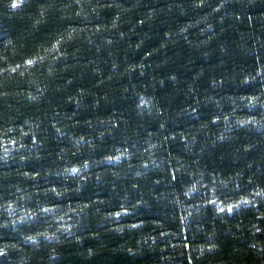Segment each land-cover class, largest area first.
Masks as SVG:
<instances>
[{"label":"trees","instance_id":"16d2710c","mask_svg":"<svg viewBox=\"0 0 264 264\" xmlns=\"http://www.w3.org/2000/svg\"><path fill=\"white\" fill-rule=\"evenodd\" d=\"M0 264H264V0H0Z\"/></svg>","mask_w":264,"mask_h":264}]
</instances>
